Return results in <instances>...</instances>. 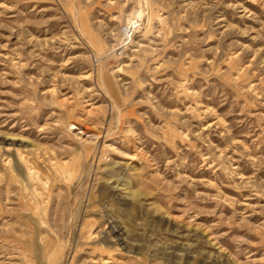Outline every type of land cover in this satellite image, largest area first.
I'll return each instance as SVG.
<instances>
[{"label":"rangeland","instance_id":"rangeland-1","mask_svg":"<svg viewBox=\"0 0 264 264\" xmlns=\"http://www.w3.org/2000/svg\"><path fill=\"white\" fill-rule=\"evenodd\" d=\"M0 264H264V0H0Z\"/></svg>","mask_w":264,"mask_h":264},{"label":"bare ground","instance_id":"bare-ground-1","mask_svg":"<svg viewBox=\"0 0 264 264\" xmlns=\"http://www.w3.org/2000/svg\"><path fill=\"white\" fill-rule=\"evenodd\" d=\"M138 20H139V19H138ZM130 23H131L132 26L134 27V24L137 23V21L130 19ZM135 25H137V24H135ZM133 31H134V30H133Z\"/></svg>","mask_w":264,"mask_h":264}]
</instances>
